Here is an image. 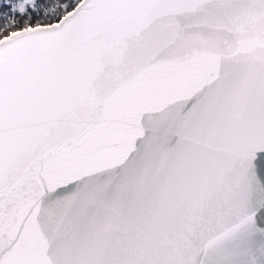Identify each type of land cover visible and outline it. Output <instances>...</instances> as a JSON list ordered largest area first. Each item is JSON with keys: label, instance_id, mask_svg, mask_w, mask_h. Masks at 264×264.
Wrapping results in <instances>:
<instances>
[{"label": "snow or ice", "instance_id": "1", "mask_svg": "<svg viewBox=\"0 0 264 264\" xmlns=\"http://www.w3.org/2000/svg\"><path fill=\"white\" fill-rule=\"evenodd\" d=\"M0 264H264V0H0Z\"/></svg>", "mask_w": 264, "mask_h": 264}]
</instances>
